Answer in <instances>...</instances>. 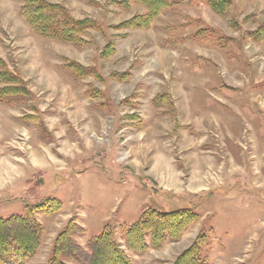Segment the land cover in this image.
<instances>
[{"label": "rangeland", "instance_id": "rangeland-1", "mask_svg": "<svg viewBox=\"0 0 264 264\" xmlns=\"http://www.w3.org/2000/svg\"><path fill=\"white\" fill-rule=\"evenodd\" d=\"M44 1L95 28L83 44L47 39L23 2L0 0V60L31 91L0 103V218L61 201L34 213L43 232L24 264H47L63 230L79 254L64 261L84 264L105 227L132 264H172L196 239L209 264H264V40L248 35L264 0H229L222 14L173 0L148 29L125 26L146 14L135 0ZM146 209L198 219L134 255L121 232Z\"/></svg>", "mask_w": 264, "mask_h": 264}, {"label": "trees", "instance_id": "trees-1", "mask_svg": "<svg viewBox=\"0 0 264 264\" xmlns=\"http://www.w3.org/2000/svg\"><path fill=\"white\" fill-rule=\"evenodd\" d=\"M19 1L23 2L20 14L28 26L44 38L69 44H83L81 36L95 28L94 21L76 20L61 5L44 0ZM172 1L135 0L146 9V14L131 18L125 26L131 29H148L151 23L173 4ZM207 3L212 10L222 14L229 7L230 1L207 0ZM248 35L254 41L264 40V23ZM3 65L0 60V103H8V99L12 97L31 96L30 89L20 75L3 68ZM70 66L77 74L93 73L96 76L92 68L74 62ZM60 208L61 201L50 198L36 203L23 214L0 218V264H24L35 256L40 247L43 230L34 213L53 214ZM197 219V215L191 210L163 213L146 209L134 224L121 232L122 241L132 254L142 255L150 249L158 250L167 243L178 242ZM70 239L68 231L59 233L47 264H67L65 258L78 257L77 252H66L67 245L72 244ZM119 244L114 228L105 227L99 235L88 240V252H85L87 261L84 264H132ZM201 244L202 241L196 239L172 264H209L203 252H200Z\"/></svg>", "mask_w": 264, "mask_h": 264}]
</instances>
